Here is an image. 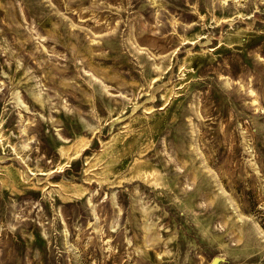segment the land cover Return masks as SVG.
<instances>
[{
	"label": "rangeland",
	"instance_id": "rangeland-1",
	"mask_svg": "<svg viewBox=\"0 0 264 264\" xmlns=\"http://www.w3.org/2000/svg\"><path fill=\"white\" fill-rule=\"evenodd\" d=\"M0 264H264V0H0Z\"/></svg>",
	"mask_w": 264,
	"mask_h": 264
}]
</instances>
